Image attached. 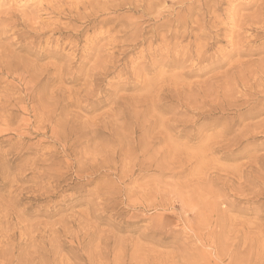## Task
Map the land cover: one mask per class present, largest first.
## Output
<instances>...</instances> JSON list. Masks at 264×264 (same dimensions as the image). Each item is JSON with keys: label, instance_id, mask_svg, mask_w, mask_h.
<instances>
[{"label": "rangeland", "instance_id": "374dc122", "mask_svg": "<svg viewBox=\"0 0 264 264\" xmlns=\"http://www.w3.org/2000/svg\"><path fill=\"white\" fill-rule=\"evenodd\" d=\"M117 2L0 0V264H264V0Z\"/></svg>", "mask_w": 264, "mask_h": 264}, {"label": "bare ground", "instance_id": "6f19581e", "mask_svg": "<svg viewBox=\"0 0 264 264\" xmlns=\"http://www.w3.org/2000/svg\"><path fill=\"white\" fill-rule=\"evenodd\" d=\"M114 1L117 2V0H114ZM119 1H120V0H119ZM121 1H122V0H121ZM138 1H139V0H124V2H126L127 4H129V5H131V6L137 5V2H138ZM143 1H144V0H143ZM145 1H146V0H145ZM171 1H173V0H171ZM140 2H141V1H140ZM140 2H139V4H140ZM147 2H148V1H147ZM192 2H193V1H192ZM213 2H214V1H213ZM121 3H123V2H121ZM121 3H120V4H121ZM156 3H157V2H156ZM200 3H201V2H200ZM108 4H109V3H108ZM108 4H107V5H108ZM142 4H143V3H142ZM159 4H160V2H159ZM196 4H198V3L196 2ZM204 4H205V2H204ZM204 4H203V5H204ZM214 4H215V3H214ZM218 4H219V2H218ZM258 4H259V3H258ZM104 5H105V7H106V4H105V3H104ZM117 5H119L118 2L116 3V5H112V3H111V9H115ZM121 5H122V4H121ZM123 5H124V3H123ZM125 5H126V4H125ZM140 5H141V4H140ZM140 5H138V7H139ZM144 5H145V3H144ZM144 5H143V6H144ZM149 5H150V4H149ZM212 5H213V4H212ZM216 5H217V4H216ZM216 5H213V6L215 7ZM93 6H94V5H93ZM108 6H109V5H108ZM108 6H107V8H108ZM126 6H127V5H126ZM197 6H198V5H197ZM235 6H236V5H235ZM101 7H102V5H101ZM101 7H100V8H101ZM105 7H103V10L105 9ZM109 7H110V6H109ZM169 7H170V6H169ZM200 7H202V6H200ZM96 8H97V7H96ZM107 8H106V9H107ZM129 8H130V7H129ZM144 8H145V6H144ZM153 8H155V7H153ZM106 9H105V11H106ZM172 9H173V8H172ZM257 9H258V8H257ZM260 9H261V8H260ZM108 10H109V9H108ZM142 10H143V9H142ZM142 10H140V11H142ZM150 10H151V9H150ZM206 10H207V9H206ZM209 10L211 11V9H209ZM209 10H208V11H209ZM101 11H102V10H101ZM114 11H115V10H113V12H114ZM194 11H195V10H194ZM213 11H214V9H213ZM258 11H259V10H258ZM132 12H133V11H132ZM173 12H174V11H173ZM178 12H179V11H178ZM189 12H190V11H189ZM192 12H193V11H192ZM229 12H230V11H229ZM93 13H95V12H93ZM141 13H142V12H141ZM164 13H165V12H164ZM168 13H169V12H167V14H168ZM190 13H191V12H190ZM206 13H207V12H206ZM105 14H106V13H105ZM180 14H181V13H180ZM188 14H189V13H188ZM198 14H199V12H198ZM92 15H93V14H92ZM132 15H133V14H132ZM196 15H197V14H196ZM207 15H208V14H207ZM211 15H212V14H211ZM226 15H227V11H226ZM250 15H252V14H250ZM99 16H101V15L99 14ZM168 16H169V15H168ZM168 16H167V17H168ZM171 16H172V15H171ZM182 16H183V13H182ZM208 16H209V15H208ZM122 17H123V16H122ZM126 17H127V16H126ZM129 17H130V16H129ZM175 17H176V15H175ZM175 17H174V18H175ZM184 17H185V16H184ZM250 17H251V16H250ZM104 18H105V17H104ZM117 18H118V17H117ZM127 18H128V17H127ZM136 18H137V17H136ZM136 18H135V20H136ZM138 18H139V17H138ZM161 18H162V17H161ZM182 18H183V17H182ZM189 18H190V17H189ZM201 18H202V17H201ZM213 18H216V17H213ZM228 18H229V17H228ZM167 19H170V18H167ZM208 19H209V18H208ZM211 19H212V18H211ZM246 19H247V18H246ZM260 19H261V18H260ZM137 20H138V19H137ZM162 20H163V18H162ZM189 20H190V19H189ZM189 20H188V21H189ZM196 20H197V19H196ZM198 20H199V19H198ZM220 20H221V19H220ZM220 20H219V22L222 21V20H221V21H220ZM224 20H225V19H224ZM248 20H249V18H248ZM116 21H117V20H116ZM133 21H134V20H133ZM216 21H218V20H216ZM167 22H168V21H167ZM174 22H175V20H174ZM199 22H200V21H199ZM212 22H213V21H212ZM0 23H1V21H0ZM108 23H109V22H108ZM133 23H134V22H133ZM138 23H139V22H138ZM140 23H141V21H140ZM162 23H163V22H162ZM162 23H160V25H161ZM217 23H218V22H217ZM222 23H223V21H222ZM222 23H221V24H222ZM123 24H124V23H123ZM131 24H132V23H130V25H131ZM134 24H135V23H134ZM213 24H214V22H213ZM219 24H220V23H219ZM12 25H13V24H12ZM162 25H163V24H162ZM191 25H192V24H191ZM193 25H195V24H193ZM196 25H197V24H196ZM211 25H212V23H211ZM214 25H216V24H214ZM117 26H118V25H117ZM131 26H132V25H131ZM139 26H140V25H139ZM141 26H142V23H141ZM216 26H217V25H216ZM247 26H248V25H247ZM256 26H257V25H256ZM123 27H124V26H123ZM154 27H155V26H154ZM160 27H161V26H160ZM160 27L158 26L157 28H160ZM196 27H197V26H195V28H196ZM213 27H214V26H213ZM259 27H260V26H259ZM6 28H7V27H6ZM126 28H127V27H126ZM126 28H124V29H126ZM186 28H187V27H186ZM191 28H192V27H191ZM191 28H190V29H191ZM254 28H255V27H254ZM257 28H258V27H257ZM9 29H10V28H9ZM129 29H130V28H129ZM133 29H134V28H133ZM144 29H145V28H144ZM155 29H156V28H155ZM192 29H193V28H192ZM122 30H123V29H122ZM147 30H148V29H147ZM162 30H163V29H162ZM178 30H179V29H178ZM180 30H181V29H180ZM180 30H179V33H180ZM196 30H198V27H197ZM153 31H154V30H153ZM155 31L157 32L158 29H156ZM184 31H185V30H184ZM184 31H182V32H184ZM230 31H231V30H230ZM123 32H124V30H123ZM129 32H130V31H129ZM141 32H142V30H141ZM144 32H145V30H144ZM146 32H147V31H146ZM148 32H149V30H148ZM156 32H155V33H156ZM188 32H189V31H188ZM247 32H248V31H247ZM117 33H118V32H117ZM169 33H170V32H169ZM203 33H204V32H203ZM208 33H209V32H208ZM126 34H127V33H126ZM173 34H174V33H173ZM143 35H144V34H143ZM156 35H157V34H156ZM164 35H165V34H164ZM178 35H179V34H178ZM184 35H185V34H184ZM184 35H183V36H184ZM204 35H205V34H204ZM209 35H210V34H209ZM128 36H129V35H128ZM128 36H126V37H128ZM153 36H155V35H153ZM153 36H151V39H152ZM180 36H181V35H180ZM189 36H190V35H189ZM141 37H142V36H141ZM141 37H140V38H141ZM156 37H157V36H156ZM187 37H188V36H187ZM211 37H212V36H211ZM133 38H134V37H133ZM153 38H155V37H153ZM260 38H261V37H260ZM203 39H204V38H203ZM211 39H212V38H211ZM211 39H210V40H211ZM256 39H257V38H256ZM152 41H153V40H152ZM200 41H201V40H200ZM181 42H182V41H181ZM193 42H194V41H193ZM197 42H198V41H197ZM197 42H196V46H197ZM242 42H243V41H242ZM252 42H253V41H252ZM164 43H165V41H164ZM199 43H200V42H199ZM209 43H210V42H209ZM261 43H262V41H261ZM87 44H88V43H87ZM204 44H206V43H204ZM199 45H200V44H199ZM199 45H198V46H199ZM210 45H211V44H210ZM240 45H241V44H240ZM243 45H244V44H243ZM85 47H86V46H85ZM178 47H179V46H178ZM183 47H184V46H183ZM240 47H241V46H240ZM167 48H170V47H167ZM179 48H180V47H179ZM193 48H194V47H193ZM250 48H251V47H250ZM233 49H234V48H233ZM188 50H189V49H188ZM249 50H250V49H249ZM249 50H248V51H249ZM76 51H77V50H76ZM80 51H81V50H80ZM184 51H187V50L185 49V50H183V52H184ZM206 51H207V50H206ZM217 51H218V50H217ZM251 51H252V50H251ZM180 52H181V51H180ZM187 52H188V51H187ZM253 52H254V51H253ZM257 52H258V51H257ZM82 53H84V52H82ZM183 55H184V54H183ZM205 55H206V54H205ZM185 56H186V54H185ZM207 56H208V55H207ZM197 62H198V61H197ZM199 62H200V61H199ZM209 63H210V62H209ZM32 86H33V85H32ZM262 95H263V94H262ZM94 96H95V94H94ZM92 97H93V96H92ZM260 101H262V100H260ZM262 102H263V101H262ZM259 103H260V102H259ZM46 115H47V114H46ZM46 115H45V116H46ZM50 115H51V114H50ZM39 116H40V115H39ZM51 116H52V115H51ZM36 118H37V117H36ZM45 120H46V119H45ZM45 124H46V123H45ZM49 125H50V123H49Z\"/></svg>", "mask_w": 264, "mask_h": 264}]
</instances>
